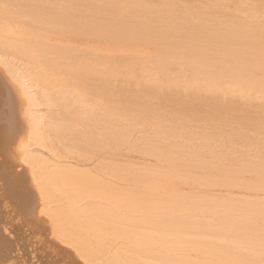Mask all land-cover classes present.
<instances>
[{
	"label": "bare ground",
	"instance_id": "obj_1",
	"mask_svg": "<svg viewBox=\"0 0 264 264\" xmlns=\"http://www.w3.org/2000/svg\"><path fill=\"white\" fill-rule=\"evenodd\" d=\"M80 3L113 4L0 0V5L12 6L0 7V57L7 63H0V147L19 155L15 148L22 138L28 140L24 114L31 106L44 126L31 137L28 158L38 178L54 192L61 190L63 204L52 202L60 205L61 214L86 234L90 230L101 237L91 256L99 264H261V159L237 170L255 179H231L220 154L225 142L230 155L237 142H247L250 149L259 146L242 129L257 135L264 131L262 125L250 124L254 102L264 109V71L256 74L264 69L257 19H217L211 26L197 14L183 17V12L169 9L166 15V7H148L145 0L124 4L144 5L136 8L46 7ZM69 36L87 40L78 43L67 40ZM109 38L149 48L116 54L101 43ZM196 53L203 58L196 59ZM211 54L218 56L217 63L207 66ZM40 57L49 71H37ZM174 61L177 69L170 63ZM11 72L32 83H13ZM150 80L157 85L152 91ZM26 87L35 89L31 100L25 97ZM196 105L208 108L209 114L195 111ZM8 111L17 122L14 137L6 123ZM235 112L243 117L231 116L237 127L229 128L228 118ZM182 120L203 122L207 130L196 132L180 125ZM217 126L226 127L224 141L216 138ZM120 142L144 161L154 159V165L98 154L119 148ZM205 153L217 160V174L191 178V169L203 168ZM0 176L10 181L0 192L10 202L0 208V229H9L8 235L0 231V261L40 264L55 258L61 245L52 238L50 224L40 222L38 209L31 229L16 223L19 209L39 202L32 169L5 155ZM71 179L86 187L74 186ZM183 184L240 188L255 196L184 193L179 189Z\"/></svg>",
	"mask_w": 264,
	"mask_h": 264
},
{
	"label": "snow or ice",
	"instance_id": "obj_2",
	"mask_svg": "<svg viewBox=\"0 0 264 264\" xmlns=\"http://www.w3.org/2000/svg\"><path fill=\"white\" fill-rule=\"evenodd\" d=\"M177 5H148V7H176ZM4 9H9L12 6L8 4L0 5ZM46 7L56 8V7H67L71 9H101V8H112V7H144V5H115V4H105V3H80V4H69V5H47ZM181 7L192 8V7H204V8H225L230 9L232 5L230 4H201V5H192L184 4ZM238 8H246L252 10H258L252 16V19H258L261 26V41H262V60H264V0H259V3L249 2L236 5ZM87 51V50H86ZM0 63H3L7 67L6 58L0 57ZM38 72H47L49 69L44 64L43 57L39 58V64L37 67ZM10 77L13 83L15 84H24L30 85L31 80L25 81L22 78L21 73L11 72ZM150 89L152 91L156 89L157 85L149 81ZM262 86H264V81H262ZM35 95V89L32 87H26L25 97L29 100ZM158 102L163 103V100H158ZM179 103V101H177ZM25 120L28 123V140L21 139L16 145L15 153L19 155L16 156L10 152L7 148L0 147V159H3L5 155L9 156L12 159H15L19 165H26L32 169V183L35 188V192L38 194L39 202L36 204L25 205L23 208L19 209V218L16 220L17 224L27 225L29 229L32 227L33 221H36V213L38 209V215L40 217V222H47L51 226L52 238L56 240L61 249H57L54 256L55 258L48 261H42L40 264H99L98 261L91 259V256L98 250L99 245L102 240L99 235L93 236L91 231H87L69 219H66L61 214L60 205H53L54 200L60 201V204H63V201L60 200L61 190L57 188L54 192L50 185L42 178H38L36 166L29 160L27 149L31 145V137L34 134H38L40 129L44 126L42 120L37 119V114L32 110L31 106L25 111ZM6 123L9 127V134L15 136L16 131V118L14 113L11 111L7 112ZM262 128H264V117H262ZM261 170L264 173V131L261 134ZM9 180H5L3 176H0V192L6 190ZM68 181H66V184ZM71 183L80 188L86 187V184L82 180L71 179ZM10 202L0 196V208H8ZM259 217L262 229V236H264V200L261 201ZM5 235L9 234V229L4 228L0 229ZM64 250V251H62ZM64 258L61 259L60 257ZM0 264H6L5 261H0ZM18 264V262H17ZM36 264V262H33ZM211 264H225V262H211ZM261 264H264V242L261 244Z\"/></svg>",
	"mask_w": 264,
	"mask_h": 264
},
{
	"label": "rangeland",
	"instance_id": "obj_3",
	"mask_svg": "<svg viewBox=\"0 0 264 264\" xmlns=\"http://www.w3.org/2000/svg\"><path fill=\"white\" fill-rule=\"evenodd\" d=\"M111 3L115 4V5H124L125 3H127L130 0H108ZM163 0H145V3L147 5H161ZM249 2V0H167V5H177L176 7H166L164 8L166 10V12L164 14L169 15L170 13L168 12L169 9L175 10V11H180L183 12V17H191L194 16L195 14L203 17L204 20H207L210 25H213V21H216L217 19H222L225 20L227 22L233 21V20H240L243 19V17L245 15H249V16H253L255 12H258V10H252V9H246V8H238L236 7V5L238 4H243V3H247ZM251 2H255V3H259V0H251ZM212 3H217V4H230L232 5V7L230 9H225V8H204V7H192V8H185V7H181V5L184 4H192V5H201V4H212ZM257 23H259V20H256ZM208 23V25H209ZM260 24V23H259ZM67 40H71V41H77L78 43L81 42H85L87 40V38L83 37V36H69L67 38ZM101 43L108 47L109 49H111L112 51H114L116 54H120V53H124V55H131V52H135V51H145L147 48H149V46H146L144 44H136V46H134V43L131 42H120L119 40L115 39V38H109L106 40H101ZM197 57L196 59H200L203 58V56L201 55V53H196ZM167 56H169L168 54L165 53L164 58H167ZM209 56V55H208ZM217 55L216 54H211L210 58L208 60H206L207 62V66H213L216 65V61H214L215 59H217ZM190 61V60H189ZM172 63V65H174V67L177 69L179 64L174 61V62H170ZM177 63V64H176ZM185 63H189V62H185ZM183 68L190 72L192 71V67L191 65L185 64ZM264 69L263 68H258L256 69V74L258 73L260 75L261 72H263ZM234 100V99H233ZM235 101V100H234ZM259 103V102H258ZM258 103L254 102V111H252V113L250 114V117L254 120V124L250 123L252 125V127H260L262 125L261 120L262 118L257 117L260 116L264 117V109L259 105H257ZM256 108V109H255ZM195 111H200L202 113L205 114H209V109L208 108H200L198 105L194 106ZM256 110V111H255ZM254 112V114H253ZM255 113H259L258 115ZM230 114V113H229ZM236 115V116H235ZM254 115V116H253ZM256 115V116H255ZM235 118H240L243 117V113L242 112H235L234 114H230L229 118L230 119L228 125L229 128L234 127L236 128L237 125H235V123H233V119L232 117ZM240 116V117H239ZM255 117V118H254ZM257 117V118H256ZM167 120H170L169 117H166ZM165 119V120H166ZM258 119V120H257ZM260 121V122H259ZM200 124L196 123V122H191L188 120H182L179 121V124L183 125L184 127H188V128H195L196 132H200L203 134V131L205 132V130H207V125H204L205 123L203 122H199ZM231 123V124H230ZM206 126V127H205ZM218 128V135H217V139L219 140H223L227 138V132H226V127H222V126H217ZM247 131V134L249 135V138L257 140L259 143V146L253 147L252 149L249 148L247 142H237L236 145H233L232 148V152H234V155H230V151L228 149V146L230 144L228 143H224L222 150L220 151L221 156H223V158L225 157L223 163H222V167L225 169H229V173H228V177L231 179L234 178H241V179H249V180H253L255 179V176L251 173H242L240 174L237 170H239L241 168V166H245L248 165L249 163H257L259 162V160L261 159V135H257L253 129H250V131L248 129H242V132L244 133V131ZM145 132H149L148 129L145 130ZM220 135V136H219ZM219 136V137H218ZM183 141V140H182ZM181 141V142H182ZM195 142V141H194ZM197 143V145H201L203 144L202 141L200 140H196L195 144ZM240 144V145H239ZM120 147L117 149H109V150H103L100 151L98 154L100 156H104L107 154L110 156H113V158H117V159H121V160H127L126 162L128 163V161L130 163H134V164H138V163H142L144 160V158L136 153L131 151L127 145H125L124 143L120 142L119 143ZM204 161V165L202 169H191L190 171V177L191 178H195V179H201V178H206V177H211L213 175L217 174V170L219 169L216 165V159H214L213 157H211L210 155L206 154L204 156H202ZM96 159V158H95ZM145 163L148 162L152 165H154V159H145L144 161ZM144 163V164H145ZM200 187H198L197 185H180L179 189L180 192H191L192 194H198L197 192H200L202 190H204L203 193H208V192H215L216 194H220V195H227L228 193H234L237 195H247V196H255L254 193H244V190H239L240 188H202L199 189ZM259 196H263V193H259Z\"/></svg>",
	"mask_w": 264,
	"mask_h": 264
}]
</instances>
